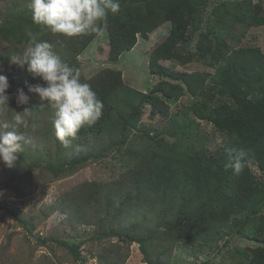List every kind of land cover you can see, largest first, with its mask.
<instances>
[{
    "label": "trees",
    "instance_id": "trees-1",
    "mask_svg": "<svg viewBox=\"0 0 264 264\" xmlns=\"http://www.w3.org/2000/svg\"><path fill=\"white\" fill-rule=\"evenodd\" d=\"M0 2L5 3L0 10L2 65L12 54L22 56L28 47V32L38 33L42 26L32 20L31 0ZM117 2L119 12L109 11L105 24L109 61H118L124 52L133 50L139 37L149 40L150 34L171 24L170 32L148 55L150 72L161 81L144 93L126 85L123 73L111 68L86 78L78 58L99 34L67 37L45 30L39 38L52 43L63 61L81 69L82 81L92 85L104 107L100 119L84 126L75 139L69 138L67 147L56 137L51 109L31 110L26 117L29 127L19 129L26 141L13 167L15 190L19 191L26 174L41 163L46 164L44 176L60 180L118 153L126 169L115 180L85 182L52 210L67 214L74 223L106 227L99 239L119 237L129 246L138 244L147 264H162L153 253L155 226L162 228L157 233L159 239L165 237L168 245L181 244L184 250L200 256L237 234L257 244L240 250L242 264H264V179L253 171L257 166L264 174V52L260 47L232 50L227 40L233 24L249 29L264 27L263 3L231 0L215 5L203 29L209 0ZM196 34L200 35L196 50L186 51ZM163 61L180 66L196 62L214 73L176 71ZM13 82L21 83L18 79ZM9 95V109L0 114V120L12 122L15 112L28 107H17L15 96ZM187 96L193 98L190 106L171 113L172 107ZM148 107L151 120L166 118L173 142L160 138L164 133L151 136L143 122ZM198 121L211 124L224 135L225 146L214 153L200 143ZM33 123L36 127L31 139L26 131ZM226 147L248 152V163L239 176L225 167ZM11 213L23 223L15 212ZM133 216L139 217L137 223L126 227ZM57 243L80 259L79 246L62 240ZM168 253L167 246L162 255ZM163 264H170V259Z\"/></svg>",
    "mask_w": 264,
    "mask_h": 264
},
{
    "label": "rangeland",
    "instance_id": "rangeland-1",
    "mask_svg": "<svg viewBox=\"0 0 264 264\" xmlns=\"http://www.w3.org/2000/svg\"><path fill=\"white\" fill-rule=\"evenodd\" d=\"M231 0H209L204 14V28L215 5ZM260 1L264 5V0ZM5 3L0 2V10ZM171 24L166 23L161 28L150 34L149 40L138 38V44L131 51L124 52L118 61L108 60L109 33L105 25L102 33L88 46L85 52L78 58L80 67L86 78H90L98 71L111 68L123 73L126 85L144 93H149L154 86L161 81V77L153 75L149 69V56L152 50L170 32ZM204 31V30H203ZM200 35L196 34L192 42L185 48L186 51L196 50ZM231 49L241 47H260L264 52V27L246 28L243 25L233 24L227 36ZM163 65L186 72H212L200 63H191L180 66L174 62L163 61ZM11 88L9 92L15 96L18 84L25 82L31 84L43 83L42 80L34 79L26 74L24 69L9 62L2 64ZM21 83H14L15 80ZM27 92V89L25 88ZM31 99L27 105H19L15 98L17 107L27 106L33 110L36 107L48 106L42 104L38 95L29 94ZM193 98L184 97L178 104L172 107L171 113L184 110L190 106ZM149 107L143 117L144 124L151 130V136L157 132L162 134L169 142L175 139L168 135L170 127L166 124L165 117H157L151 120L148 117ZM191 114V113H190ZM198 139L210 152L216 153L225 146L227 138L216 131L211 124L198 121ZM33 128H28L27 136L32 139ZM38 146V144H33ZM43 147V143L39 146ZM28 153L30 154L31 152ZM121 155L113 154L104 161L90 163L80 169L77 173L60 180H53L42 169L46 166L41 163L40 167L26 174L25 182L15 190L17 186L14 169L7 168L0 161V264H147L138 244L129 246L123 243L119 237H103L99 234L106 227L99 225H83L71 222L69 216L63 212L53 211L52 208L62 202L63 197L77 186L85 182L106 183L115 180L126 168L120 162ZM19 160V159H18ZM253 171L259 179H264V174L253 166ZM44 177V180H43ZM4 205V207H2ZM5 208V209H3ZM11 212H15L23 221L19 222ZM139 217L133 216L126 221V227L135 225ZM150 217V224L154 225ZM155 237H152L154 258L160 257V263L170 264H242V248H254L257 246L252 241L246 240L237 234L230 235L218 242V245L205 255H196L194 251L184 250L181 244L178 246L168 245L165 237L159 239L158 232L162 228L153 229ZM147 236V232H144ZM43 240H50L46 243ZM62 240L76 247H80V259L75 258L67 248L60 246L57 241ZM168 246L169 253L162 255ZM195 249V248H194Z\"/></svg>",
    "mask_w": 264,
    "mask_h": 264
},
{
    "label": "clouds",
    "instance_id": "clouds-1",
    "mask_svg": "<svg viewBox=\"0 0 264 264\" xmlns=\"http://www.w3.org/2000/svg\"><path fill=\"white\" fill-rule=\"evenodd\" d=\"M32 20L41 25L38 33L28 32V47L23 55L12 54L9 64L16 65L43 83L31 84L15 92L19 105H27L29 94L38 95L42 104L46 102L52 112V124L56 137L67 147L84 126L94 125L102 116L103 102L92 85L82 81L81 69L70 66L54 50V45L39 37L45 30L54 34L75 37L100 34L107 22L109 11L120 10L117 0H31ZM0 65V114L9 109L11 85ZM27 89V92L25 91ZM12 122L0 120V161L9 169L13 168L24 151L26 136L19 129L29 127L31 110L15 112ZM32 128L36 125L33 123ZM71 138V139H69ZM226 168L239 176L248 163V152L244 149L226 147Z\"/></svg>",
    "mask_w": 264,
    "mask_h": 264
}]
</instances>
